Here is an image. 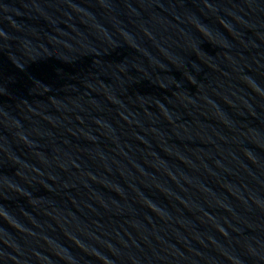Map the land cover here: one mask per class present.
<instances>
[{"label": "water", "instance_id": "1", "mask_svg": "<svg viewBox=\"0 0 264 264\" xmlns=\"http://www.w3.org/2000/svg\"><path fill=\"white\" fill-rule=\"evenodd\" d=\"M0 264H264V0H0Z\"/></svg>", "mask_w": 264, "mask_h": 264}]
</instances>
